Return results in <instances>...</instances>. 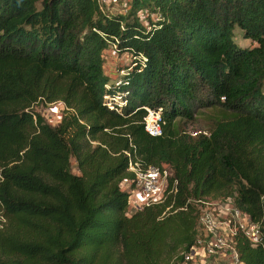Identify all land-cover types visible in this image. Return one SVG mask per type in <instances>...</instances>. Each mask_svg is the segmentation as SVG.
<instances>
[{
    "label": "trees",
    "instance_id": "1",
    "mask_svg": "<svg viewBox=\"0 0 264 264\" xmlns=\"http://www.w3.org/2000/svg\"><path fill=\"white\" fill-rule=\"evenodd\" d=\"M126 6L0 0V264H179L200 233L198 198L229 202L264 239V0ZM108 46L129 58L115 81ZM53 102L49 124L34 106ZM124 152L169 173L162 200L128 215ZM233 245L264 264L239 230Z\"/></svg>",
    "mask_w": 264,
    "mask_h": 264
},
{
    "label": "built area",
    "instance_id": "2",
    "mask_svg": "<svg viewBox=\"0 0 264 264\" xmlns=\"http://www.w3.org/2000/svg\"><path fill=\"white\" fill-rule=\"evenodd\" d=\"M118 95L105 104L115 112L119 108L112 102H119ZM143 128L151 136L161 134L159 112L143 107ZM127 155L126 170L132 175V188L127 200L128 209L134 211L163 198L169 173L166 167L143 164L138 158ZM175 190V181L167 190ZM134 194L133 200L130 199ZM192 202L198 208L197 224L200 230L194 243L186 251L180 250L178 255L182 257L179 264H243L233 245V236L237 230L248 240L252 246L258 245L264 251V239L256 223L251 222L246 214L227 201L215 199H193Z\"/></svg>",
    "mask_w": 264,
    "mask_h": 264
},
{
    "label": "rangeland",
    "instance_id": "3",
    "mask_svg": "<svg viewBox=\"0 0 264 264\" xmlns=\"http://www.w3.org/2000/svg\"><path fill=\"white\" fill-rule=\"evenodd\" d=\"M101 8L103 9H121L125 10L127 8L126 2L127 0H98ZM138 16L142 19L144 16V11L137 12ZM232 40L241 47H246L251 45L252 43L248 39H244L241 37L240 30L237 27L233 28V37ZM128 56L123 53H118L114 50L113 47L108 46L102 51V66L104 74L109 78L110 81H115L119 75H121L122 71L120 68L128 64ZM34 110L39 112L42 118L48 122L49 124H54L61 112H62V104L60 102H53L48 104H36L34 106ZM201 123V122H200ZM71 171L76 173L74 162L71 160ZM129 181L123 179L120 183L121 188L128 189ZM134 194L131 193L130 199L133 200ZM131 209L128 207L125 211L126 215L131 213Z\"/></svg>",
    "mask_w": 264,
    "mask_h": 264
}]
</instances>
